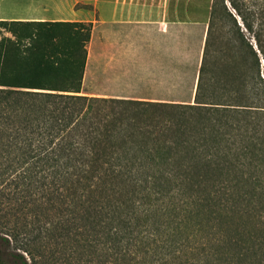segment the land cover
Instances as JSON below:
<instances>
[{
	"label": "trees",
	"instance_id": "trees-1",
	"mask_svg": "<svg viewBox=\"0 0 264 264\" xmlns=\"http://www.w3.org/2000/svg\"><path fill=\"white\" fill-rule=\"evenodd\" d=\"M90 31L0 20V264H264V0H210L191 103L82 95Z\"/></svg>",
	"mask_w": 264,
	"mask_h": 264
},
{
	"label": "crops",
	"instance_id": "crops-1",
	"mask_svg": "<svg viewBox=\"0 0 264 264\" xmlns=\"http://www.w3.org/2000/svg\"><path fill=\"white\" fill-rule=\"evenodd\" d=\"M97 11V18L89 20L22 18L1 13L0 20L90 22L81 86L90 54L88 84L97 90L88 96L192 102L206 21L202 26L177 19L166 8L161 9V0H105Z\"/></svg>",
	"mask_w": 264,
	"mask_h": 264
},
{
	"label": "rangeland",
	"instance_id": "rangeland-1",
	"mask_svg": "<svg viewBox=\"0 0 264 264\" xmlns=\"http://www.w3.org/2000/svg\"><path fill=\"white\" fill-rule=\"evenodd\" d=\"M105 0H0V13L13 17L60 20H89L96 19L98 7ZM156 1V0H155ZM164 4V6H163ZM210 0H161V9H165L177 19H187L199 22L202 26L208 15ZM103 39H101V43ZM88 47V45H87ZM85 68L82 95L92 94L97 90L88 84L89 61ZM3 252L9 254L10 249L4 248ZM66 264V263H63Z\"/></svg>",
	"mask_w": 264,
	"mask_h": 264
}]
</instances>
